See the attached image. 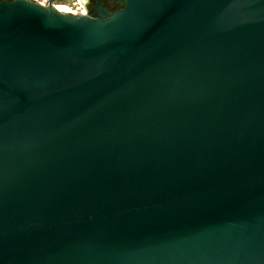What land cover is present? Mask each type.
<instances>
[{
	"label": "water",
	"instance_id": "obj_1",
	"mask_svg": "<svg viewBox=\"0 0 264 264\" xmlns=\"http://www.w3.org/2000/svg\"><path fill=\"white\" fill-rule=\"evenodd\" d=\"M0 0V264H264V0Z\"/></svg>",
	"mask_w": 264,
	"mask_h": 264
},
{
	"label": "flooded vegetation",
	"instance_id": "obj_2",
	"mask_svg": "<svg viewBox=\"0 0 264 264\" xmlns=\"http://www.w3.org/2000/svg\"><path fill=\"white\" fill-rule=\"evenodd\" d=\"M63 1L64 3L70 4L73 6L76 3H78L76 2V0H63ZM82 5L85 11V13L81 12L82 14H88L91 16H99L101 9H104L105 11L109 13L120 9L121 2L120 0H83Z\"/></svg>",
	"mask_w": 264,
	"mask_h": 264
},
{
	"label": "bare ground",
	"instance_id": "obj_3",
	"mask_svg": "<svg viewBox=\"0 0 264 264\" xmlns=\"http://www.w3.org/2000/svg\"><path fill=\"white\" fill-rule=\"evenodd\" d=\"M82 1L83 0H76V3L74 6L67 4V3H59V4H55V3H51L52 6L59 12L61 13H66V14H82L84 12V8L82 7ZM39 4L43 5V6H47V4H44L43 1L39 2ZM74 4V3H73ZM82 12V13H81Z\"/></svg>",
	"mask_w": 264,
	"mask_h": 264
},
{
	"label": "built area",
	"instance_id": "obj_4",
	"mask_svg": "<svg viewBox=\"0 0 264 264\" xmlns=\"http://www.w3.org/2000/svg\"><path fill=\"white\" fill-rule=\"evenodd\" d=\"M32 1H35V2H37V3L43 1L44 4H47V3H49V2L52 1V0H32ZM52 3H55V2H52ZM83 13H85V11H84Z\"/></svg>",
	"mask_w": 264,
	"mask_h": 264
},
{
	"label": "rangeland",
	"instance_id": "obj_5",
	"mask_svg": "<svg viewBox=\"0 0 264 264\" xmlns=\"http://www.w3.org/2000/svg\"><path fill=\"white\" fill-rule=\"evenodd\" d=\"M52 2H55V4H59V3H64V1L63 0H53V1H51V3ZM48 4V3H47ZM53 4V3H52ZM54 5V4H53Z\"/></svg>",
	"mask_w": 264,
	"mask_h": 264
}]
</instances>
